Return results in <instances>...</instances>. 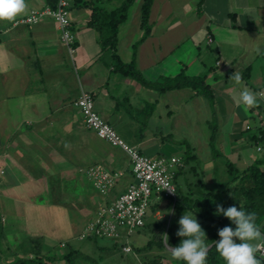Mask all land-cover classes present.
Masks as SVG:
<instances>
[{"label":"crops","instance_id":"crops-1","mask_svg":"<svg viewBox=\"0 0 264 264\" xmlns=\"http://www.w3.org/2000/svg\"><path fill=\"white\" fill-rule=\"evenodd\" d=\"M55 1L26 0V11L15 20ZM123 1L93 0L91 6L112 10ZM143 1L133 2L119 26L116 52L124 63L133 58V44L142 33ZM72 4V54L61 42L56 21L49 16L33 25L0 22V211L3 224H7L4 229L12 232L7 233L12 234L10 242L40 236L51 243L56 235L66 237L68 209L48 204L45 194L32 186L34 175H59L64 195L76 193L75 189L86 194L90 188L95 211L114 202L134 181L125 151L85 127L81 112L74 106L81 89L92 94L96 111L128 145L150 157H182L185 147L173 148L169 131L187 120L176 118L170 105L175 97L186 95L193 104L185 102L181 111L194 116L205 110L206 117L213 118L210 123L218 135L219 151L226 149L223 154L216 152L222 157L218 165L213 158L200 163L195 147L190 146L201 179L211 191L230 176L227 162L237 172L257 162L264 170V96L251 108L240 102L242 90L264 93V0L152 1L151 31L137 48V69L150 82L181 71L189 76L204 74L212 98L191 88L158 92L119 71L111 53L101 52L98 32L89 24L91 6L75 0ZM180 52L193 61L178 58ZM236 74L241 77L239 83L232 78ZM141 109L145 114L142 122L138 114ZM190 122L195 129L202 126L198 120ZM139 125L141 130L135 128ZM163 149L171 150L169 155ZM95 163L123 173L106 193L97 190L85 173ZM187 168L189 165L178 175L182 187L186 184L184 175L190 180L195 177ZM65 180L71 184L70 190ZM164 199L168 200H160ZM87 221L67 242L74 241Z\"/></svg>","mask_w":264,"mask_h":264},{"label":"rangeland","instance_id":"rangeland-1","mask_svg":"<svg viewBox=\"0 0 264 264\" xmlns=\"http://www.w3.org/2000/svg\"><path fill=\"white\" fill-rule=\"evenodd\" d=\"M188 40L191 41L190 39ZM122 53L126 55L127 51H122ZM184 56V52H180L179 55H177L178 58H182ZM193 59L194 58H191L190 56H185V60L189 61L190 63L193 61ZM197 75L200 74L198 73ZM185 102H188V104H193V101L191 99H188L186 95H180L178 98L175 97L173 103H171L170 105V109H173L174 107L175 117L183 118L187 120V122L177 123L176 125H173V127L171 128L173 129V131H169V134L171 136L169 138V144H172L173 148L175 149L179 148L177 147L178 145H182L184 147L193 146L195 147V151L199 156L200 163H206L209 158H213L216 163L220 165L222 157L217 155V153L223 154L226 149L224 148L222 151H219L218 149V140L216 139L218 135L214 133L213 128L215 127L213 124H211L213 118L206 117L207 113L205 110L195 112L194 116L190 113H183L181 109L185 107ZM138 114L140 122L145 120V114L144 112H142V109L139 111ZM191 120L195 122H197V120L200 121L199 125L202 126L199 130L195 129L194 124H191L190 122ZM135 128L141 130L143 127L142 125H139ZM206 129H209V131H206ZM139 133L140 131L137 132V134ZM164 136H166V134H164ZM211 136H214L213 147H211L210 145ZM206 143L209 144L210 147H207ZM163 151L164 154L169 155L167 152H170L171 150L163 149ZM183 153H181V156H183ZM215 153L216 156L214 155ZM196 161V169L199 175H195V177L193 178V182H196L197 179L202 175L198 167V160ZM230 171L232 175L235 169L231 167ZM29 177H32V175H30ZM34 177L31 178L33 179L31 180L32 186L35 189L38 188L41 192L45 194L48 204H51L53 207H61L63 209H68L66 213L68 217L66 219L69 223L68 228L64 229L66 237L62 238V234H59V236L56 235L54 241L49 243L47 241H43V238L40 236H28L23 238L24 241L19 240L17 243H14V241L10 242L8 239V237L12 235L7 234L10 230L4 229L3 235L0 239V264L8 263L9 260L14 258L13 254H10V252H14L20 257L27 258L50 257L49 260L46 261V264H90L89 262H92V259L94 261L99 262L98 264H151L150 262H157L156 264H185L184 261L176 260L172 257V246L168 244L169 236L167 234V228L170 223V220L174 217L173 203L171 200H160L158 198L157 207H150L144 225L137 231H134L133 233L129 234V236H124L119 240H113L110 238H102V240H96V238L94 240L85 241H79L77 240V236H75L74 241L70 243L67 241L71 239L74 235H76L82 223L87 221L96 209V205L92 204V194L90 193L91 189L89 188V190L87 187L86 194H81V189H75L74 191L76 193L64 195L62 189L63 183L59 175H34ZM65 182L67 184V188H69L70 190L72 188L71 184L66 180ZM33 198H35V195L33 196ZM155 203L156 202H154L153 205ZM0 216L3 222V214L1 211ZM48 222L49 221H46L44 222V224L48 225ZM158 223L162 225L163 228L157 226ZM4 224L3 227H5ZM203 230L206 233V238H210L215 234V232H208L205 228H203ZM68 234L70 236H68ZM150 239H155V243L151 246V248L144 249V245ZM160 240H162L163 243V245L161 246L158 245ZM126 241L132 248L131 252H124L122 250V247L123 245H125ZM63 242H66L67 245H64ZM259 242L264 241L261 238L260 240L255 241L254 243L258 244ZM38 245L39 253L37 254L35 246ZM72 251H75V253L78 252L82 255L73 256L72 261H68L66 258L62 257L63 255ZM83 255L89 257V260H84Z\"/></svg>","mask_w":264,"mask_h":264},{"label":"trees","instance_id":"trees-1","mask_svg":"<svg viewBox=\"0 0 264 264\" xmlns=\"http://www.w3.org/2000/svg\"><path fill=\"white\" fill-rule=\"evenodd\" d=\"M93 0H75V3L80 2L82 5L91 6ZM135 0H124L121 5L112 10H106L101 6H91L92 18L89 24L92 25L98 32V43L101 47V52L109 51L112 56V61L116 68L124 74L139 80L143 85L156 89L158 92L174 90L180 88H191L201 92L204 96L212 98L211 90L205 83V75L189 76L184 71H181L174 77H165L156 82H150L144 79L136 65V51L138 46L149 36L151 28L149 25V11L153 0H144L141 5L140 14V27L142 30L141 35L133 44V58L127 62H122L121 58L116 52L118 45V32L119 26L123 23L127 17V10L133 4ZM73 5V4H72ZM246 75V74H244ZM147 111H150L147 107ZM210 145L214 146V136L210 137ZM216 154V153H215ZM182 162L185 165H189L187 172L191 175H199L197 172V158L192 152L190 146L185 147ZM259 163H253L241 172L234 171L231 175V164L227 162L230 177L226 181L219 182L216 190L211 191L206 183L199 177L196 182L190 180V177L184 175L186 182L185 187L180 186L178 183V175L182 171L179 168L174 175V183L177 189L176 200L173 203L174 217L170 220L167 228V234L169 236L168 244L172 247L176 246L180 242V237L176 236V231L179 228L178 220L186 212L195 213L198 222L201 226L207 229L208 232H215V234L207 239L208 255L206 264H226V261L220 256L216 250V242L220 239L218 236V230L222 229L226 225H230L231 222L223 215H218L216 212L217 205H222L225 209L236 204L241 203L247 211L255 214L256 224L264 233V170L260 167ZM187 173V174H188ZM163 199V198H160ZM160 201V200H159ZM157 207V202L154 205ZM154 208V207H153ZM160 228H163L159 223ZM4 227L2 218L0 216V239L3 235ZM28 239V238H27ZM96 239V238H95ZM98 239V238H97ZM39 240V239H38ZM155 243V239H150L144 245V249H149ZM159 246L163 245L162 240L158 243ZM37 254L39 253V245L35 246ZM13 259L9 260L5 264H46V261L50 257H37L27 258L20 257L14 252ZM82 255L75 251L69 252L62 257L68 261H72L73 256ZM84 256V260H89L87 256ZM257 258L261 260V264H264V259L256 254ZM90 264H98L99 262L91 260ZM156 264L157 262H150Z\"/></svg>","mask_w":264,"mask_h":264},{"label":"built area","instance_id":"built-area-1","mask_svg":"<svg viewBox=\"0 0 264 264\" xmlns=\"http://www.w3.org/2000/svg\"><path fill=\"white\" fill-rule=\"evenodd\" d=\"M72 3L73 0H56L54 5L30 10L27 15L15 20L14 24L33 25L44 16L53 18L58 25L61 42L72 54L75 42L70 20ZM74 106L81 112L83 123L87 129L111 145L120 147L125 151L131 163L134 178V181L114 202L100 206L95 211L77 238L79 240L95 238L119 240L124 236H129L144 225L150 207L155 200L166 198L174 203L177 196L174 175L184 164L179 157H150L128 145L96 111L94 99L90 92L81 89L74 100ZM85 173L101 193H106L114 187L123 174L120 171L110 170L101 163L87 167ZM258 244L260 248L256 254L264 259V242ZM122 250L124 252L132 251L127 241Z\"/></svg>","mask_w":264,"mask_h":264},{"label":"clouds","instance_id":"clouds-1","mask_svg":"<svg viewBox=\"0 0 264 264\" xmlns=\"http://www.w3.org/2000/svg\"><path fill=\"white\" fill-rule=\"evenodd\" d=\"M26 8V0H0V22L14 21L18 15L26 11ZM232 78L237 83L241 80L239 74ZM260 96H264V93H254L245 89L240 92V102L246 109L251 108L258 103ZM216 212L231 222L217 233L220 239L216 242V250L226 264H261V260L256 256L260 245L254 242L264 237V233L256 224L255 214L247 211L241 203L226 209L222 205H217ZM178 225L176 236L181 239L179 244L172 247V257L184 261L185 264H206L208 255L206 233L195 213L186 211L178 220Z\"/></svg>","mask_w":264,"mask_h":264}]
</instances>
